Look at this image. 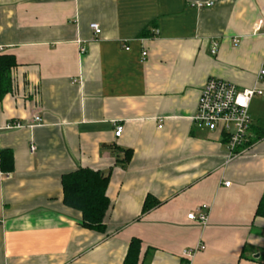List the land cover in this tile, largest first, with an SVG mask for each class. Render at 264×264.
<instances>
[{
	"label": "crops",
	"instance_id": "1",
	"mask_svg": "<svg viewBox=\"0 0 264 264\" xmlns=\"http://www.w3.org/2000/svg\"><path fill=\"white\" fill-rule=\"evenodd\" d=\"M4 54L17 66L0 102L15 164L0 172V264H124L132 239L140 264H264V76L235 157L225 133L193 122L207 80L256 86L264 0H0ZM80 168L110 172L106 233L63 204L62 178ZM147 197L159 206L144 213ZM201 212L206 225L188 220Z\"/></svg>",
	"mask_w": 264,
	"mask_h": 264
},
{
	"label": "trees",
	"instance_id": "2",
	"mask_svg": "<svg viewBox=\"0 0 264 264\" xmlns=\"http://www.w3.org/2000/svg\"><path fill=\"white\" fill-rule=\"evenodd\" d=\"M148 32L142 34L146 37ZM152 35V34H149ZM17 66L13 55H0V102L11 91L12 70ZM253 128V127H252ZM263 135L250 138V145L261 139ZM113 149V147H110ZM118 155L123 153L122 159L117 156L121 166L131 161L132 150L114 147ZM12 150L0 152V172L8 174L14 170L15 164ZM110 172L102 173L88 168L67 173L62 178V191L64 192L63 204L81 214V226L93 232L106 233V215L111 203L107 196L110 181ZM257 209V215L264 217V194ZM143 212H148L159 206V202L152 197H147ZM124 264H140L141 241L132 239L130 242Z\"/></svg>",
	"mask_w": 264,
	"mask_h": 264
},
{
	"label": "built area",
	"instance_id": "3",
	"mask_svg": "<svg viewBox=\"0 0 264 264\" xmlns=\"http://www.w3.org/2000/svg\"><path fill=\"white\" fill-rule=\"evenodd\" d=\"M213 3H202L194 5L198 9L202 7H212ZM90 29L94 32L96 37H99L102 32L98 24H91ZM129 50V48H126ZM85 52L81 49V53ZM147 52L142 54L143 62L146 61ZM256 81V86L243 90L236 84H231L221 79H209L205 82L203 87L197 110L193 116V122L196 128L210 132H223L227 137V152L233 158L237 151L243 148L249 141L250 131L252 128V118L249 112L250 105L256 96H262L263 92L258 87V82L264 76V66ZM162 121H160L161 123ZM44 120L41 117L35 116L27 126H34L36 124H43ZM23 125L10 124L8 128H21ZM159 129L162 128L160 125ZM122 127L116 128V137H121L123 133ZM32 151H35L31 147ZM229 186V183H226ZM207 209V207H204ZM188 220L199 222L201 225H206L208 221L207 213H200L199 216L195 214L188 215ZM203 246H199L197 250L190 252L185 251L184 254L189 256L198 250H203Z\"/></svg>",
	"mask_w": 264,
	"mask_h": 264
}]
</instances>
